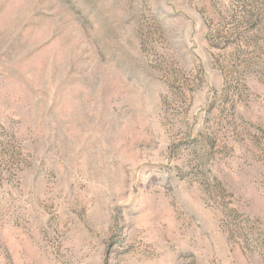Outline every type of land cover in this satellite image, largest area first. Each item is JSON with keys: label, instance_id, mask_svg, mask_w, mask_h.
Here are the masks:
<instances>
[{"label": "rangeland", "instance_id": "obj_1", "mask_svg": "<svg viewBox=\"0 0 264 264\" xmlns=\"http://www.w3.org/2000/svg\"><path fill=\"white\" fill-rule=\"evenodd\" d=\"M0 264H264V0H0Z\"/></svg>", "mask_w": 264, "mask_h": 264}]
</instances>
